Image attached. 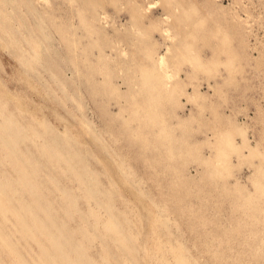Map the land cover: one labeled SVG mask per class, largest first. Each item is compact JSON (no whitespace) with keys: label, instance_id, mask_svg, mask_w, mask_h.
<instances>
[{"label":"rangeland","instance_id":"1","mask_svg":"<svg viewBox=\"0 0 264 264\" xmlns=\"http://www.w3.org/2000/svg\"><path fill=\"white\" fill-rule=\"evenodd\" d=\"M0 264H264V0H0Z\"/></svg>","mask_w":264,"mask_h":264},{"label":"bare ground","instance_id":"2","mask_svg":"<svg viewBox=\"0 0 264 264\" xmlns=\"http://www.w3.org/2000/svg\"><path fill=\"white\" fill-rule=\"evenodd\" d=\"M19 131V130H18Z\"/></svg>","mask_w":264,"mask_h":264}]
</instances>
